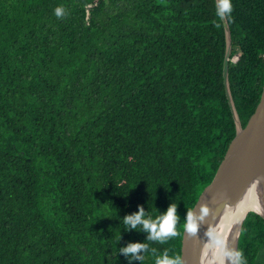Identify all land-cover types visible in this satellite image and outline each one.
<instances>
[{
    "label": "trees",
    "instance_id": "1",
    "mask_svg": "<svg viewBox=\"0 0 264 264\" xmlns=\"http://www.w3.org/2000/svg\"><path fill=\"white\" fill-rule=\"evenodd\" d=\"M230 2L244 127L264 86V0ZM224 52L215 0H0V264H180L188 214L235 136ZM173 204L176 236L124 224ZM250 211L237 252L264 264Z\"/></svg>",
    "mask_w": 264,
    "mask_h": 264
},
{
    "label": "water",
    "instance_id": "2",
    "mask_svg": "<svg viewBox=\"0 0 264 264\" xmlns=\"http://www.w3.org/2000/svg\"><path fill=\"white\" fill-rule=\"evenodd\" d=\"M215 5L217 8V0ZM220 20L225 35L222 82L235 126V136L229 143L212 181L202 191L191 210L196 231L190 233L185 227L187 220L185 221L181 238L180 264H202L203 247L212 228L222 214L236 206L248 191H255L260 209L258 212H250L264 220V86L253 114L242 127L229 88L230 31L226 17L220 16ZM203 209L207 210L206 214ZM243 220L234 243V254L237 253Z\"/></svg>",
    "mask_w": 264,
    "mask_h": 264
},
{
    "label": "clouds",
    "instance_id": "3",
    "mask_svg": "<svg viewBox=\"0 0 264 264\" xmlns=\"http://www.w3.org/2000/svg\"><path fill=\"white\" fill-rule=\"evenodd\" d=\"M231 11L232 5L230 0H217V14L219 16L224 17L230 14ZM55 14L58 18L62 17L64 15V9L62 7H57L55 9ZM175 211L176 206L173 204L168 208L167 212L163 216L158 217L156 221L152 222L142 219L144 213L141 209L137 214L125 217L124 224L131 225L132 228H135L137 224H143V228L149 233L150 239L161 240L165 237L178 235L175 227L177 223ZM202 211H204L205 214L207 212L206 209H203ZM185 227L190 233L196 231V224L191 212L188 214L187 224ZM215 243L221 249L222 255L228 256L230 259L234 256L236 264H245V261L240 259L242 256L241 252H237L235 254L223 252V241L216 240ZM143 247L144 245L141 244H132L120 251L127 255L128 253H136ZM178 259L179 258L177 257V261H172L167 257V255H165L163 258L158 259L156 264H178Z\"/></svg>",
    "mask_w": 264,
    "mask_h": 264
},
{
    "label": "bare ground",
    "instance_id": "4",
    "mask_svg": "<svg viewBox=\"0 0 264 264\" xmlns=\"http://www.w3.org/2000/svg\"><path fill=\"white\" fill-rule=\"evenodd\" d=\"M257 200L254 190L248 191L240 202L226 210L215 226L209 233L203 247L201 262L202 264H234V256L230 259L228 256L222 255L221 249L216 245V240L223 241V252L234 254V243L238 234L240 224L245 215L255 209L258 212L259 208H251L252 201Z\"/></svg>",
    "mask_w": 264,
    "mask_h": 264
}]
</instances>
